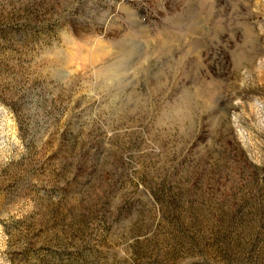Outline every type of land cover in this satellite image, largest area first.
<instances>
[{
  "label": "rangeland",
  "instance_id": "374dc122",
  "mask_svg": "<svg viewBox=\"0 0 264 264\" xmlns=\"http://www.w3.org/2000/svg\"><path fill=\"white\" fill-rule=\"evenodd\" d=\"M0 264H264V0H0Z\"/></svg>",
  "mask_w": 264,
  "mask_h": 264
}]
</instances>
